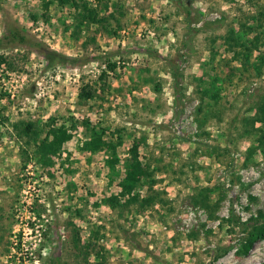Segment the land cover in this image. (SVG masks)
Masks as SVG:
<instances>
[{
    "label": "rangeland",
    "instance_id": "obj_1",
    "mask_svg": "<svg viewBox=\"0 0 264 264\" xmlns=\"http://www.w3.org/2000/svg\"><path fill=\"white\" fill-rule=\"evenodd\" d=\"M9 23L56 55L0 44V264H264V0H0Z\"/></svg>",
    "mask_w": 264,
    "mask_h": 264
},
{
    "label": "trees",
    "instance_id": "obj_2",
    "mask_svg": "<svg viewBox=\"0 0 264 264\" xmlns=\"http://www.w3.org/2000/svg\"><path fill=\"white\" fill-rule=\"evenodd\" d=\"M25 44L34 47L36 50L41 52L50 62L53 61L54 55L56 52L45 45L44 42L34 39L30 36L29 33L24 32L18 25L9 23L7 26L6 33L0 39V44ZM261 234L264 236V229L261 231ZM255 237V236H254ZM253 239L250 241L249 245H252Z\"/></svg>",
    "mask_w": 264,
    "mask_h": 264
}]
</instances>
